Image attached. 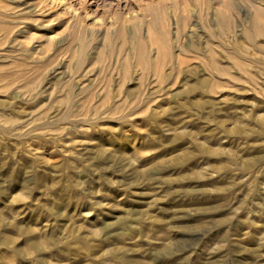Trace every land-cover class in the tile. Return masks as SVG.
<instances>
[{
  "label": "rangeland",
  "instance_id": "1",
  "mask_svg": "<svg viewBox=\"0 0 264 264\" xmlns=\"http://www.w3.org/2000/svg\"><path fill=\"white\" fill-rule=\"evenodd\" d=\"M0 264H264V0H0Z\"/></svg>",
  "mask_w": 264,
  "mask_h": 264
},
{
  "label": "bare ground",
  "instance_id": "2",
  "mask_svg": "<svg viewBox=\"0 0 264 264\" xmlns=\"http://www.w3.org/2000/svg\"><path fill=\"white\" fill-rule=\"evenodd\" d=\"M240 66V65H239ZM242 68V67H241ZM159 70V69H158ZM215 78H217V77H214V79ZM238 78V77H237ZM227 80V79H226ZM208 81V80H207ZM216 81L218 82L219 81V79L217 80L216 79ZM230 81V80H229ZM203 82V81H202ZM226 82H228V81H226ZM251 83V82H250ZM218 84V83H217ZM207 85V84H206ZM209 86H210V83H209ZM214 88V87H213ZM207 89H210V87L209 88H207ZM211 91V90H210ZM215 91V90H214ZM213 90H212V92H214ZM100 151V150H99ZM99 153V152H98ZM100 153H101V151H100Z\"/></svg>",
  "mask_w": 264,
  "mask_h": 264
}]
</instances>
